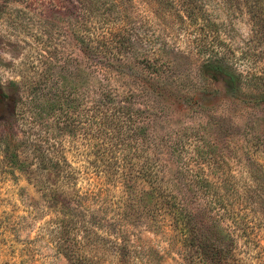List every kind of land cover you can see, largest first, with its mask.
<instances>
[{
	"label": "rangeland",
	"instance_id": "rangeland-1",
	"mask_svg": "<svg viewBox=\"0 0 264 264\" xmlns=\"http://www.w3.org/2000/svg\"><path fill=\"white\" fill-rule=\"evenodd\" d=\"M203 6L209 21L181 20L176 11L158 16L153 7L137 1L129 10L131 66L154 70L162 82L161 89L149 85L144 101L136 103L148 123L151 145L138 147L130 162L139 167L161 161V182L173 196L193 201L188 205L203 232L217 221L237 232L247 224L252 235L260 229L255 218L264 207L257 194V184L264 179L260 178L264 176V0H206ZM70 11L54 8L48 0H0V82L19 84L25 91L33 88L35 100L28 111L37 118L31 127L22 122L18 130L22 126L38 139L47 136L46 147L55 144L64 170L75 173L81 195L86 190L96 193L101 183L115 201L118 188L94 171L95 126L78 116L83 88L91 89L95 83L88 77L91 68H82L80 46L73 36L69 39ZM146 55L156 67L148 65ZM212 56L221 58L236 77L235 85L211 78L204 64ZM65 59L72 63L62 66ZM49 64L46 83L56 85L50 92L43 89L45 82L38 81ZM93 77L98 82L100 73ZM110 84L122 92L136 81L132 75L115 76ZM57 91L74 104L49 109L41 95L52 97ZM67 116L72 132L60 129ZM109 162L97 163L98 169ZM84 201L97 208L93 194ZM108 203L106 221L112 222L120 213L114 217L115 203ZM49 217L42 191L25 175L0 174V264H68L51 241ZM126 222L130 227L125 235L139 256L136 264L191 263L166 219L162 228L150 229L146 217ZM237 242L241 245L243 239Z\"/></svg>",
	"mask_w": 264,
	"mask_h": 264
},
{
	"label": "trees",
	"instance_id": "trees-1",
	"mask_svg": "<svg viewBox=\"0 0 264 264\" xmlns=\"http://www.w3.org/2000/svg\"><path fill=\"white\" fill-rule=\"evenodd\" d=\"M136 1L153 7L158 16L176 11L181 20L187 17L209 21L203 9L206 0H48L54 8L71 10L66 25L69 39L73 36L80 46L82 68L85 71L91 68L88 77L95 83L91 89L83 88L84 92L80 94L83 108L78 116L81 115L83 123L91 120L95 126L98 147L91 154L94 171L98 178L100 175L110 179L118 188L119 199L111 201L107 190L102 189L105 184L102 186L101 183L96 193L86 190L88 192L81 195L75 186V173L64 170L53 148L55 144L46 147L47 136H38V139L22 130V126L21 131L18 130L22 122L31 127L37 114L30 115L28 111V105L35 100L33 88L25 91L16 83L4 85L0 82V174H23L29 183L42 191L50 214L51 241L68 264H136L139 256L134 255L135 246L125 235L130 227L126 221L141 217L149 218L148 229L162 228L166 219L190 264H264V246L261 244L264 207L257 211L255 218L260 229L252 235L246 229L247 224L237 232L230 226H220L217 221L212 222V229L210 225L203 232L196 222L193 206H189L193 201L173 196L171 188L161 182V161L155 159L153 166L146 163L139 167L130 162L138 147L151 145L146 134L148 123L141 116V110L135 107L136 103L144 101L151 91L149 85L160 89L162 86L154 70L131 66L133 40L129 10ZM148 57L143 58L148 65L156 67ZM71 63L65 59L62 66ZM204 65L211 78L236 84V77L225 69L221 58L212 56ZM49 68L51 64L40 72L38 80L45 82L43 89L48 92L56 86L46 83ZM94 73H100L98 82L92 78ZM82 74L85 79L86 72ZM128 75L135 78L134 87H125L119 92L110 86L113 77ZM48 94L41 95V99L49 102V109L74 104L73 99L58 91L52 97ZM68 118L63 119L60 129L72 132L74 126L70 127ZM108 160L109 165L98 169L97 163L104 164ZM262 181L263 184L261 181L257 184L260 190L257 194L262 196L264 205V179ZM90 194H93L97 208L84 201ZM106 200L115 203L117 215L114 217L120 213V217L112 222L106 221L105 214L111 210ZM239 238L243 239L241 245L237 242Z\"/></svg>",
	"mask_w": 264,
	"mask_h": 264
}]
</instances>
